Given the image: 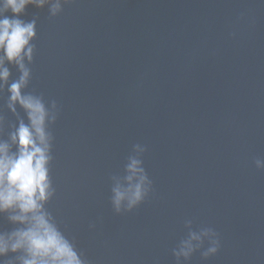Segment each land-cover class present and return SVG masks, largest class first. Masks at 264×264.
Returning <instances> with one entry per match:
<instances>
[{"label": "water", "instance_id": "obj_1", "mask_svg": "<svg viewBox=\"0 0 264 264\" xmlns=\"http://www.w3.org/2000/svg\"><path fill=\"white\" fill-rule=\"evenodd\" d=\"M20 19L36 22L22 91L50 116L57 105L44 209L87 264H177L172 250L204 227L218 251L202 257L205 240L179 264H264V0H70L55 16L29 4ZM5 66L11 83L18 69ZM8 97L5 84L0 142L15 152L10 135L28 120ZM130 157L151 190L118 214L112 177ZM13 214L0 213V234L23 227Z\"/></svg>", "mask_w": 264, "mask_h": 264}, {"label": "clouds", "instance_id": "obj_2", "mask_svg": "<svg viewBox=\"0 0 264 264\" xmlns=\"http://www.w3.org/2000/svg\"><path fill=\"white\" fill-rule=\"evenodd\" d=\"M70 0H0V89L8 86V107L15 111L19 104L25 111L28 123L21 120L10 140L16 145V151H10L7 142H0V213L13 210L9 219L23 227L11 233L0 234V256L7 252L22 251L20 264H87L82 253L58 227L52 216L44 209V204L53 195L49 177V161L52 159L51 136L47 124L56 120L57 105L50 101L52 114L40 95L22 90L28 85L30 69L25 63H31L36 36L35 20L25 22L20 14L29 4L43 6L49 4L50 14L57 15L63 4ZM11 12V16L6 13ZM5 61L14 64L18 77L8 83L9 68ZM141 152L145 147L135 145ZM140 159L130 157L126 165V175L113 176L111 205L115 213L128 212L139 205L151 190L152 181ZM257 169H264V158L254 159ZM190 221H186V224ZM205 240L208 247L202 251L204 258L218 251L220 242L217 233L210 227H204L199 233L190 231L172 250L179 264L181 258L187 261L192 253L200 249ZM193 241H196L193 244Z\"/></svg>", "mask_w": 264, "mask_h": 264}]
</instances>
